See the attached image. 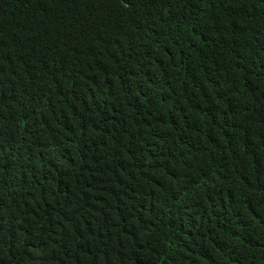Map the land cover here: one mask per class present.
<instances>
[{
	"label": "trees",
	"instance_id": "16d2710c",
	"mask_svg": "<svg viewBox=\"0 0 264 264\" xmlns=\"http://www.w3.org/2000/svg\"><path fill=\"white\" fill-rule=\"evenodd\" d=\"M0 264H264V0H0Z\"/></svg>",
	"mask_w": 264,
	"mask_h": 264
}]
</instances>
